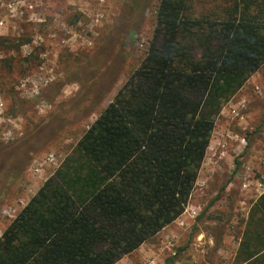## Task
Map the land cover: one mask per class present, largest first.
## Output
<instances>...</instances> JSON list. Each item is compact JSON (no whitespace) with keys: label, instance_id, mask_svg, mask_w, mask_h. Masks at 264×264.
I'll list each match as a JSON object with an SVG mask.
<instances>
[{"label":"trees","instance_id":"trees-1","mask_svg":"<svg viewBox=\"0 0 264 264\" xmlns=\"http://www.w3.org/2000/svg\"><path fill=\"white\" fill-rule=\"evenodd\" d=\"M193 3L159 0L139 67L5 229L0 264H115L182 215L216 119L264 65V0ZM36 132L0 140L7 177ZM234 259L264 264V194Z\"/></svg>","mask_w":264,"mask_h":264},{"label":"rangeland","instance_id":"rangeland-1","mask_svg":"<svg viewBox=\"0 0 264 264\" xmlns=\"http://www.w3.org/2000/svg\"><path fill=\"white\" fill-rule=\"evenodd\" d=\"M219 1L194 0L193 12ZM158 4L0 0V140L37 130L22 172L7 177L13 159L0 171V238L139 67ZM71 100L76 104L66 108ZM263 194L264 65L216 119L182 215L115 264H235L246 222Z\"/></svg>","mask_w":264,"mask_h":264}]
</instances>
